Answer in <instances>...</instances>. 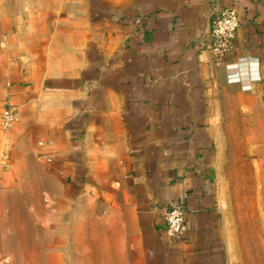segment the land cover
<instances>
[{
  "label": "crops",
  "instance_id": "1",
  "mask_svg": "<svg viewBox=\"0 0 264 264\" xmlns=\"http://www.w3.org/2000/svg\"><path fill=\"white\" fill-rule=\"evenodd\" d=\"M237 179L264 207V0H0V213L35 214L28 237L0 216V264H230Z\"/></svg>",
  "mask_w": 264,
  "mask_h": 264
},
{
  "label": "rangeland",
  "instance_id": "2",
  "mask_svg": "<svg viewBox=\"0 0 264 264\" xmlns=\"http://www.w3.org/2000/svg\"><path fill=\"white\" fill-rule=\"evenodd\" d=\"M235 182V206L230 211L232 228L229 245L230 264H264V207H246V179ZM253 183V182H251ZM6 199V206L19 203V197ZM12 211H11V210ZM7 216L0 213L1 219L10 220L14 233L33 234V230L23 228L35 219V214L26 213L24 207H6ZM13 249V243L8 244ZM31 259L14 260L11 264H33Z\"/></svg>",
  "mask_w": 264,
  "mask_h": 264
},
{
  "label": "built area",
  "instance_id": "3",
  "mask_svg": "<svg viewBox=\"0 0 264 264\" xmlns=\"http://www.w3.org/2000/svg\"><path fill=\"white\" fill-rule=\"evenodd\" d=\"M240 24L239 16L233 6L223 8L212 20L209 30L210 53L218 63L224 54L232 50L236 32ZM247 57L237 58L235 63L227 65V69L233 70L228 73V81H240L242 73L246 72ZM243 88L248 86L242 85ZM17 119L13 107L1 112V126L10 127ZM165 235L172 240H183L186 236L187 224L184 209L176 203H171L164 209Z\"/></svg>",
  "mask_w": 264,
  "mask_h": 264
}]
</instances>
